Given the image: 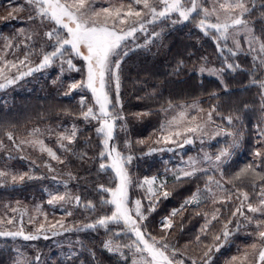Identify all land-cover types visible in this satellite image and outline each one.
Segmentation results:
<instances>
[{
    "label": "trees",
    "instance_id": "obj_1",
    "mask_svg": "<svg viewBox=\"0 0 264 264\" xmlns=\"http://www.w3.org/2000/svg\"><path fill=\"white\" fill-rule=\"evenodd\" d=\"M5 2L12 6L15 3L18 4L19 0H0L1 4ZM255 3L257 5L256 11L252 13L249 19L252 20L251 25L255 30L254 34L264 39V17L261 16L264 9L259 7L261 3H264V0H255ZM18 19L17 17L16 20ZM34 22L36 21H31V23ZM149 26L146 32H138L134 41L129 40L128 45L132 50L124 57L120 68V100L122 115L125 119L117 121L114 142L122 152L134 157L132 162L127 165L132 181L135 183V188L131 189L132 194L136 190L139 199L147 206L146 189L137 186L145 177L156 176L165 179L168 175L166 171L169 166L181 158L187 159L192 155H194L193 158H203L205 154L214 158L215 154L230 145L234 139L233 136L227 135L214 136L220 128L235 133V138L239 141L237 147L230 149L231 156L220 165L223 172L222 183L225 189L234 194L233 200L226 205L216 204L215 206L210 205L212 204L211 201L205 200L198 206H187L175 217H172L174 227L170 233L175 234L176 238L171 234L169 237L173 238L175 242L178 256L189 263L191 261L189 257L199 259L204 251L202 245L207 244L210 237L212 238V234L221 229L222 222L230 218V212L238 204L235 198V190L227 181L253 161V153L257 147L264 150V143L258 144V141L261 140V131L264 130L262 90L257 84L252 83L253 80H264V69H259L257 65L252 63V54L247 51L235 55L227 54L224 60L227 61V65H238L235 70L216 63L212 70H217V74L213 75L209 71L201 72L200 68L210 64L212 58L220 59L210 38L202 37L199 34L194 19L178 23L175 17L171 16ZM51 27V24L45 26L42 31H47ZM1 28L3 29L1 32L4 34H11L12 25L3 23ZM154 33L159 35H154ZM150 36L152 37L149 38ZM35 39L31 41V47L37 49L44 45L46 51L53 50L48 46L44 37L40 43L38 38ZM137 45L142 47H137ZM59 64L67 67L66 63L62 65L60 60ZM75 64L77 65V60ZM64 69H49V74L46 75V78H41L40 81L33 79L36 76V73L33 72L25 79L27 81L26 94H22V90H13V87L17 86L16 82L10 87L8 86L12 92L0 98V141H3V147H0V170L10 174L7 179L0 180V208L5 207V205L14 206L16 199L28 198V195L34 197L44 210L56 211L55 206L47 203L48 194L42 189V186H48L47 183H52L50 176L53 175L62 178L67 176V179H70L69 172L75 177L68 182L76 195H80L82 200L93 201L97 208L95 211H88L83 207V204L78 208H73V214L69 217L71 224L67 220L68 216L63 219L66 224L64 226L72 230L60 232V234L68 236L70 241L64 243L59 239L51 245L38 242L39 260L34 257L28 261L15 251L14 242H23L22 245L25 246L26 243L29 245L33 242L32 240H24L22 237H0V264H17V261H24L25 264H36L37 262L40 264H129L130 261L128 258H124L125 255L124 257H116L105 249V242L112 236L109 229L102 227L83 229L84 224L93 223L99 217L96 213L97 210L109 212L111 208L110 205L101 206V197H110L109 194L98 191L96 185L115 186V174L111 169L98 171L99 162H102L98 160V153L102 149V137L98 136L95 131L96 127L99 126L97 121L91 120L79 124L77 138L72 145L73 152H64L60 149L57 141L50 134L44 138L46 144L56 151L57 155L65 162L63 168L57 172H47L41 170L38 165L28 163L27 155L19 151L15 147L16 144L7 137V133L11 132L17 143L19 137L28 130L58 125L63 123L65 118L79 116L81 111L79 101L82 96L85 97L87 104L93 103L92 94L86 88L74 90L71 94L65 95L69 92V85L77 78L76 75L81 73L73 74L67 68L68 73H70L67 74ZM56 72L59 73L58 78L63 85L49 88L46 82L49 78L51 80ZM112 96L114 100V92ZM194 101L205 110L202 115H199L203 116L205 120H207L206 113L215 106L216 110L212 114V121L208 123L206 128L208 136L193 137V143L183 147L165 146L164 144L152 145L150 141L155 134H158L160 125L167 113L164 109L168 108L169 102L175 106L179 104L189 105ZM41 103L43 105H40ZM40 106L43 109L39 112ZM228 116L233 117L231 124L226 119ZM213 136L214 138H209ZM126 140L132 141L130 153L124 147ZM137 141H144V143H137ZM166 147L172 148V151L150 152L152 148ZM198 150H200V154H197ZM83 153H87V156L81 159L80 156ZM92 157H97V159L93 160ZM22 173L37 174L42 179L11 182V175ZM209 175L215 176L216 179L220 177L219 172L210 170L207 173L198 172L196 176L182 179L179 182L175 181V178L167 181V190L170 191L171 195L167 199L161 198L156 211L149 215L145 222L147 230L157 238L163 235L161 220L169 217L173 208L179 209L184 203V199L190 197L197 187L203 188ZM231 181L235 182L236 180ZM236 188L241 191L248 190L250 196L253 195V189L247 180L237 181ZM221 192L224 194L223 191ZM252 202H256L254 198ZM214 207L220 209L221 219L213 222L207 236L202 235L201 227L205 223V217L204 215H197V213L206 212L210 215ZM239 220V229L229 238L230 251L228 252V248H222L219 252H213L211 255L216 260L211 264H217L219 260L225 258L226 253L228 255L233 252L235 244L242 246L253 238V227L247 224L243 217H239ZM233 225L236 226L235 220L230 226ZM179 227L182 228L181 232ZM116 228L117 226L110 225V229ZM197 235L201 236L200 244L196 242ZM39 239L41 240L40 237ZM115 239L119 240L121 244L129 242L128 236L124 235L115 237L114 243ZM61 244H65V247L57 246ZM127 250L131 252L127 248L122 249L123 253ZM42 257L45 262L41 260ZM115 258H120V260Z\"/></svg>",
    "mask_w": 264,
    "mask_h": 264
},
{
    "label": "snow or ice",
    "instance_id": "obj_2",
    "mask_svg": "<svg viewBox=\"0 0 264 264\" xmlns=\"http://www.w3.org/2000/svg\"><path fill=\"white\" fill-rule=\"evenodd\" d=\"M98 0H26L31 8L28 16L29 21H39L43 26L45 22L52 27L43 32L48 46L53 50L46 51L44 45L39 50L25 45L28 48L24 52L23 58L17 57L14 60L6 58L9 49H19L20 44H14V38L5 37L3 52H0V89L15 84L18 80L25 76L31 75L34 71L51 66L57 59L61 64H67L69 69L80 71L73 64V59L79 58L85 62L86 74L82 80L73 82L69 85L71 94L74 90L88 89L92 94V104H87L85 97H81L79 103L81 105L80 116L85 121L96 120L99 124L95 131L98 136L102 137V149L98 153V158L102 161L99 164L98 171H107L111 169L115 176V186L106 187L104 184H97L96 188L102 193L109 194L110 198L104 196L100 199L101 206L110 205V214L99 216L93 223L83 225V229H96L102 227L109 229L112 233L104 247L109 252H119L122 257L124 253L122 249H129L132 252V264H184L183 259H177L178 249L170 243V230L173 229V219L179 212L183 211L189 205H200L205 200H211L212 204L226 205L233 200V193L224 188L221 182L223 172L220 165L231 156L230 149L238 146V139L235 133L220 128L215 132L214 136L227 135L233 136L234 139L230 145L222 148L214 158L205 154L203 161L208 162V169L199 167L201 161L196 158L189 157L188 168L179 169V174H175V181L191 178L198 172L207 173L214 170L220 173L221 179L209 175L205 181L203 188L197 187L191 196L185 199L179 209H173L169 217L161 220V232L164 233L159 238L154 236L147 230L149 215L156 211V207L161 200L167 199L171 193L167 190V179H159L156 176L151 178L145 177L143 181L138 183V187L147 186L148 205L145 206L140 199L132 201L129 195V189L133 184L132 177L129 174L127 165L132 162L134 157L131 154L122 152L115 141L114 132L117 128V121L124 120L122 115V104L120 100V68L121 63L132 49L129 47V40H135L138 32H146L147 25L154 24L157 21L170 18L176 14L181 21H189L199 16L196 26L200 28L205 35L215 33L213 39L217 42L232 40L237 50L241 49L239 40L236 36L242 31L248 36V45L250 51L258 53L254 59H259L258 68L264 69V39L256 36L255 30L250 25L252 20L249 19L252 13L256 11L257 5L255 0H104L106 6L97 7ZM264 9V3L259 5ZM22 9H13L9 13L11 17L14 12ZM264 17V12H261ZM23 33V29L20 30ZM33 35L39 36L36 32ZM154 35H159L154 33ZM32 36H28V40H32ZM23 43V42H22ZM259 45L254 47L253 45ZM226 46V45H225ZM137 47H142L137 45ZM217 47H221L217 43ZM233 55L231 48L228 49ZM15 55V53H13ZM39 55L41 57L39 63L35 67H29L32 63L31 57ZM181 64L183 62H180ZM27 68L23 71V68ZM229 69L235 70L238 65L228 64ZM201 72L209 71L211 74H217V70L200 68ZM253 84H257L261 91V103L264 106V80H253ZM114 85V87H113ZM115 93L113 100L112 93ZM179 108V111L176 109ZM175 112L171 118H166L160 125V137L155 143L163 142L165 146L176 145L183 147L186 144L193 143V137L201 138L208 136L206 131L207 125L212 121V114L215 112V106L206 113L207 120L197 115H191L193 111L204 113V109L198 106L197 102L189 105H173L171 102L168 108ZM146 115V114H138ZM229 124L232 123L233 117H226ZM123 127V126H122ZM51 131V130H49ZM78 129L75 125L70 130L60 132L57 135V143L59 148L64 152H73L72 145L77 138ZM33 139L20 140L16 144L17 148L21 145L28 144L38 149L42 154L46 153L48 157L58 163L63 164L64 160L57 155L51 147H48L43 139L40 129H33L28 134ZM213 137H209L214 138ZM10 141L15 143V138L11 132L7 133ZM144 143V141H137ZM264 143V130L261 131V140ZM0 147H3V141H0ZM125 150L130 153L132 141L124 142ZM172 151V148H152L154 151ZM75 154V153H73ZM87 153L81 154L80 158L84 159ZM253 161L247 164L239 172L235 174L233 180H247L252 189L253 195L249 192L241 191L235 188V198L238 201L237 206L230 212V218L222 222L221 229L212 234V242L202 245L204 251L197 258L189 257L191 264H211L212 253L219 252L225 244L229 242V238L234 234L229 226L236 223L237 230L240 227L239 217L249 224L254 225L257 229V238L260 244L253 243L250 247L252 252L245 250L243 256H233L231 258L233 264H250V256H254L256 264H264V150L257 147L253 153ZM95 160L97 157H92ZM107 161V162H103ZM45 166L51 170V164L45 162ZM10 174L0 170V180L7 178ZM70 179H75L71 172L68 173ZM29 173L19 175H11L13 183L23 182L25 179H39ZM232 183V181H227ZM67 182L65 181V186ZM215 186V190L213 188ZM217 191H223L224 195L217 197ZM253 198L255 203H253ZM49 205L74 204L83 207L88 211H95L97 205L93 201H83L80 195H73L71 192L50 194L47 201ZM131 205V206H130ZM40 208L37 206V211ZM13 212L18 209H12ZM67 216L73 213L68 209H64ZM204 215L205 223L201 227V234L207 236L213 226V222L220 221L221 211L215 208L212 213H197ZM35 219V218H33ZM47 220V215H44ZM13 219L0 218V225L13 224ZM29 222H32L30 220ZM110 225L117 226L116 229H110ZM71 231L72 229L64 226L63 220L49 224L47 228L45 224H40L36 229V234L25 233L23 226L16 231L0 230V237H22L24 240H35L39 238L42 232H51L53 236L59 235L60 231ZM81 230V229H77ZM121 235L128 236V243H114V238ZM45 239L48 237L45 236ZM196 242L201 243V236L197 235ZM127 259V257H124ZM39 260V257H36ZM17 264H25L24 261H17Z\"/></svg>",
    "mask_w": 264,
    "mask_h": 264
},
{
    "label": "rangeland",
    "instance_id": "obj_3",
    "mask_svg": "<svg viewBox=\"0 0 264 264\" xmlns=\"http://www.w3.org/2000/svg\"><path fill=\"white\" fill-rule=\"evenodd\" d=\"M5 4H6V2L4 4L0 3V52L4 51V49H3V45L5 43L4 38L5 37L14 38L13 39V43L14 44H20L21 47L19 49H15V48L9 49L6 58L8 60H14L17 57L23 58L24 52L28 50V48H26L25 45H28V46L32 45L31 41L33 39H35V38H38V42L40 43L41 40H43L42 34H43L44 31H42V29L44 30V27L45 26H49L50 24L45 22V24L43 26H41L39 24V21L31 23V21H29L28 18H27V16L31 13V8L26 3V0H19L18 4L15 3L12 6L10 4L9 5L8 4L5 5ZM23 5H25L26 7H24ZM96 6L97 7L106 6V3L104 2V0H98ZM13 9H22V10L14 12L13 15L10 17L9 13L13 12ZM172 16L175 17V19L178 21V23H181L180 18L176 14H173ZM17 17L19 18L18 20H16ZM199 19H200L199 16H196V18H194L196 23H197V21ZM3 23H8V24L12 25L11 34H8V33L4 34L3 32H1L3 30L1 28V26H3ZM149 25H147L146 27L149 28L150 27ZM250 26L252 27V25H250ZM21 29L24 30L23 33H21V31H20ZM197 30H198L199 34L202 37L210 38V40L212 41V44L215 45L214 49H215V51L217 53L218 58L220 59V60H217L215 58H212L210 64H208L207 66H203L204 68L213 69V68H215L216 63H219L221 65L223 64L224 66H227V61H225L224 59L226 58L227 54H232L231 52L228 51L229 48H231L233 50V52H235L236 54L237 53H244V52H247V51H248V53L251 52V54H252L251 55L252 63L255 64V65H259V59H254V57L258 56V53H254V52L250 51L249 45H248V39L249 38L244 32L241 31L236 36V39L239 40L240 45H241V49L237 50L234 47L233 42H232L231 39H229L228 41H219V42H217L216 40L213 39V36L216 35L215 33H211L209 35H205V33L200 28L197 27ZM36 32H39L40 35L39 36L33 35V33H36ZM30 35L33 37L32 40H28L27 39V37L30 36ZM151 37L152 36H150L149 38H151ZM217 43H219L221 47L218 48L217 47ZM226 43H228V44H226ZM166 45H168V43H166ZM253 46L257 47V48L259 47L258 44L257 45H253ZM36 50H39V48H37ZM13 53H15V55H13ZM40 59H41V57L39 55H33L31 57L32 63L30 65H28V66L29 67H35L39 63ZM76 60H77V65L75 64ZM73 64H75L76 68L80 69V71H76L74 69H69L67 64H65L67 67L61 66L59 64V60L57 59L51 66L43 68V69H41L39 71H34V74L36 73V76L33 79L35 81L36 80L40 81L41 78H46V75L49 74V72H50L49 69H52V68L63 69V68H65L64 70H65V72H67V74H70V73H68V69L73 74L77 73V72L81 73V74H77L76 75L77 78H75V81H73V82L82 80L85 77V74H86L85 62L82 61L79 58H75ZM216 68H218V67H216ZM22 70L26 71L27 68L25 67ZM58 76H59V73L56 72L55 76L51 80H49L50 78L47 80L46 85L49 88L56 87L57 85H63V83L58 78ZM26 77L27 76H25L22 79L17 81V84H16L17 86L13 87L14 91L15 90H22V94H26L27 93L26 92L27 91V81L25 80ZM9 87H6L5 89H0V98L1 97H5L6 95H8L9 93L12 92V90H9ZM40 105H43V103H41ZM50 105H51V103H50ZM179 105H188V104H179ZM42 109H43V107L40 106L39 107V112ZM179 110H180L179 108L176 109V111H179ZM174 114H175V112H173L171 109H169L167 111V113H166L165 119L166 118H171V116L174 115ZM191 115H197L198 117H201L199 115H202V113H197V112L193 111L191 113ZM165 119H164V121H165ZM203 119L205 120L204 117H203ZM82 122L86 123V121L80 115L79 116H75V117L65 118V121H63V123H61V124H58V125L55 124V125H52V126H49V127L48 126H44L41 129L39 128L41 133H42V135L39 138L44 140V138L47 135L50 134V135H52V138H54L57 141V135L60 132L65 131L66 129L70 130L73 125H75L77 127V129H78L79 124L82 123ZM213 125H215V124L213 123ZM49 130H51V131H49ZM31 131L32 130H28L27 132H25V134L21 135L19 137L18 142L17 143L15 142V144H19L20 140L33 139L34 137H30L28 135L29 132H31ZM206 131L208 132V130H206ZM159 137H160V132L158 130V134H155L153 136L152 140L150 141L152 143V145H163V142H161L160 144L155 143V141ZM45 144H46V142H45ZM46 145L48 147H50L48 144H46ZM17 149L27 155L26 158L28 160V163L33 164V165H38L41 170H44V171L46 170L47 172H52V171L57 172V171H59V170H61L63 168V164L65 163L64 162L63 164H61V163H58L55 160H52L50 157H48V155L46 153L42 154L38 149L33 148L32 146H29L28 144L21 145L20 148H17ZM197 154H200V150H198ZM191 157H194V155H192ZM196 159L201 161L200 164H199V167L205 168V169H208L210 167L208 162L203 161V158H196ZM98 160L101 161L99 158H98ZM188 161H189V157L187 159L181 158V159L177 160L176 162L172 163L171 164L172 166H169L168 170L166 171V173L168 174L166 176L167 181H171L174 178L175 174H179V171H178L179 169L188 168ZM45 162H47L48 164H51V170L48 167L45 166ZM100 163L101 162H99V164ZM30 175H34L36 177H39V175H37V174H30ZM232 175H234V174H232ZM7 178H4V179H7ZM39 179H42V178H39ZM219 179H221V177H219ZM10 180H11V177H10ZM27 180H29V179H27ZM50 180L52 181V183H50V184L47 183V184H48V186L51 189L47 185L46 186H42V189L48 194V200L50 199V194L64 193L66 191L71 192L73 195H76V192L71 188V186H70V184L68 182V180H70V179H67V176H66V178H62L60 176L53 175V176H50ZM64 180L67 182L66 186H65V181ZM231 180H233V178H231ZM231 180H229V181H231ZM222 181L223 180H221V182ZM11 182H12V180H11ZM236 183H237V181L232 182V183H228V184H230L232 187H233V185H235V188H236ZM107 184L109 185V182ZM72 187H73V185H72ZM134 188H135V183L133 182L132 186L129 189V195H130V199L132 201H135L136 199H139V197H138L139 195L137 196V191L136 190H134L133 194L131 192V189H134ZM143 188L147 189V186L145 185V187H143ZM213 188H214V185H213ZM235 188L233 187L234 190H235ZM214 190H215V188H214ZM246 191H248V190H246ZM223 195L224 194L221 191H217V197L218 198L223 196ZM27 197L28 198L22 197L21 200L16 199V201H14V204H15L14 206L13 205H11V206L5 205V207L0 208V218H4V219L12 218L13 221H14L13 224H11V225H8V224L0 225V229H5V230H9V231H16L22 225L26 234L27 233L36 234V229L39 227L40 224H42V223L45 224V227L47 228V226L49 224L56 223V221L61 220V219L63 220L64 218H66L67 215L64 212L65 208L68 209L69 211H72L73 208H78L74 204H64L62 206L61 205H56L55 206L56 207V211L44 210L43 207L40 205V203H38V201L34 197H30L28 195H27ZM187 198H189V197H187ZM187 198H185V199H187ZM185 199H184V201H185ZM83 201H88V199H84V200H82V202ZM206 201H211V200L209 199V200H206ZM210 203H212V202H210ZM210 205H213V204H210ZM37 206H39V208H40L39 212L37 211ZM14 208L18 209V211L13 212L12 209H14ZM173 209H176V208H173ZM96 213L99 216H101L102 214H110V212H106L105 210H104V212H99L97 210ZM9 214H10V216H9ZM45 214L47 215V220L44 219V215ZM69 217L70 216H68L67 220L71 224V218H69ZM33 218H35V219H33ZM30 220H32V222H29ZM64 221L65 220H63V223H64ZM64 225H66V224L64 223ZM251 226L253 227L252 228V231H253L252 232V237L253 238H251L248 243L242 244V246H239V245L235 244L234 247H233L234 251L230 252L228 255L226 253L225 258L223 260H219L217 264H233V262L231 260V258L233 256H241L242 257L245 250H248L251 253L252 250H251L250 246L253 243H256V244H260L261 243L259 241V239L257 238V229L255 228L254 225H251ZM229 228H230V230L233 231V233L237 231V228L234 225L230 226ZM59 231L62 232L63 230L59 229ZM179 231L180 232L182 231L181 227H179ZM170 234H171V236H174L176 238L175 234H172V233H170ZM45 235L48 237L47 239L44 238ZM39 237L41 238L42 241L38 238V239L32 240L33 242H31V243L29 242L30 243L29 245H28V243H26L27 245H25V246L22 245L23 242H20V241L14 242L15 251L18 254H21L28 261H31L34 257H37V256L39 257L40 252H39V247H38L39 244H38V242L39 243L45 242V243H49V245H51L52 243H54L56 241H59V239L62 240L64 243H67V242L70 241L69 237L65 236L64 234L53 236L51 234V232H42V233H40ZM74 239H76V238L74 237ZM169 240H170V243L175 246V242H174L173 238L169 237ZM211 242H212V238L210 237V239H209L207 244H210ZM115 243H120V242H119V240H116ZM228 244L229 243L225 244L224 247H222V248H225V249L228 248V252H229L230 249H229V245ZM57 246L65 247V244H61V245H57ZM110 253H112L116 257L121 256L119 252H110ZM178 254L179 253H177V257L176 258L177 259H183V258H180L178 256ZM124 255L129 259V261H130L129 264H132V258H133L132 257V252H129L127 250L124 253ZM249 259H250V264H256V259H255L254 256H250ZM41 260L43 262H45V260H43V257H42ZM116 260L119 261L120 258H117ZM183 260H184V264H191V261L188 260L189 261V263H188V262H186L185 259H183ZM215 260L216 259L214 257H212L211 263H213ZM36 264H40V263L37 262Z\"/></svg>",
    "mask_w": 264,
    "mask_h": 264
}]
</instances>
